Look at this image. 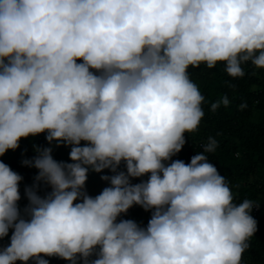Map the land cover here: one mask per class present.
Returning a JSON list of instances; mask_svg holds the SVG:
<instances>
[{
	"label": "clouds",
	"instance_id": "obj_1",
	"mask_svg": "<svg viewBox=\"0 0 264 264\" xmlns=\"http://www.w3.org/2000/svg\"><path fill=\"white\" fill-rule=\"evenodd\" d=\"M248 62L264 69V0H0V157L40 134L71 149V163L51 147L23 161L38 170L23 213V177L0 160V264H243L258 205L237 204L205 155L216 139L172 158L205 116L189 67L242 78ZM134 206L146 227L121 218Z\"/></svg>",
	"mask_w": 264,
	"mask_h": 264
},
{
	"label": "trees",
	"instance_id": "obj_2",
	"mask_svg": "<svg viewBox=\"0 0 264 264\" xmlns=\"http://www.w3.org/2000/svg\"><path fill=\"white\" fill-rule=\"evenodd\" d=\"M245 76L232 78L224 70V65L208 69L205 65L197 68L189 67L191 79L199 86L206 103L202 105L205 116L196 133L185 134L186 143L182 150L174 156L173 160H182L186 164L197 153H202L204 146L211 136L218 142L215 153H205L209 161L225 177L237 204L244 199L254 201L251 215L257 222V231L249 241L250 247L243 254V264H264V69H256L248 62L242 66ZM228 82L234 88L228 86ZM227 95L230 104L223 105L216 111H210L211 103L221 96ZM247 103V108L239 109L241 103ZM46 134L28 137L20 140V147L9 150L0 160L20 174L23 179L20 183L21 200L18 202L21 212L27 206L28 200L24 195L25 187H31L37 182L35 177L38 170L26 166L23 161L31 160L36 155V147H51L53 158L60 162L71 163L69 159L70 147L57 145L53 141L49 145L45 139ZM118 171H125L122 163ZM102 175H113L109 170L102 173L89 171L86 190L89 195H98L105 187L107 181L101 179ZM148 176L132 179V183L147 180ZM50 188L40 182L38 194L43 196ZM121 218L135 220L146 227L151 212H146L140 206H134ZM9 236L0 240V247L10 243ZM49 264H69L68 261L57 257H44ZM20 264V262H17Z\"/></svg>",
	"mask_w": 264,
	"mask_h": 264
},
{
	"label": "built area",
	"instance_id": "obj_3",
	"mask_svg": "<svg viewBox=\"0 0 264 264\" xmlns=\"http://www.w3.org/2000/svg\"><path fill=\"white\" fill-rule=\"evenodd\" d=\"M29 264H32V262L30 261Z\"/></svg>",
	"mask_w": 264,
	"mask_h": 264
}]
</instances>
